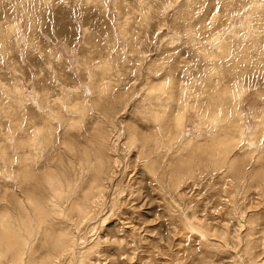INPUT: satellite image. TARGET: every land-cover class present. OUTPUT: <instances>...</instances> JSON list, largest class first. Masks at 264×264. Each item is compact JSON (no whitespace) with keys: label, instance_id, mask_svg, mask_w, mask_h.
Instances as JSON below:
<instances>
[{"label":"rangeland","instance_id":"obj_1","mask_svg":"<svg viewBox=\"0 0 264 264\" xmlns=\"http://www.w3.org/2000/svg\"><path fill=\"white\" fill-rule=\"evenodd\" d=\"M0 264H264V0H0Z\"/></svg>","mask_w":264,"mask_h":264},{"label":"bare ground","instance_id":"obj_2","mask_svg":"<svg viewBox=\"0 0 264 264\" xmlns=\"http://www.w3.org/2000/svg\"><path fill=\"white\" fill-rule=\"evenodd\" d=\"M15 259H17V255L15 256Z\"/></svg>","mask_w":264,"mask_h":264}]
</instances>
